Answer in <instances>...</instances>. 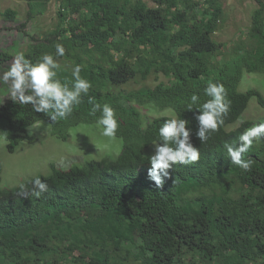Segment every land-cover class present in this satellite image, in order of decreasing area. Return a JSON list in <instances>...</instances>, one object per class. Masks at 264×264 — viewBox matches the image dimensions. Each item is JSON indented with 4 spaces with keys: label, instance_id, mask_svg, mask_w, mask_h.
<instances>
[{
    "label": "trees",
    "instance_id": "obj_1",
    "mask_svg": "<svg viewBox=\"0 0 264 264\" xmlns=\"http://www.w3.org/2000/svg\"><path fill=\"white\" fill-rule=\"evenodd\" d=\"M24 1L33 15L50 0ZM254 1L250 26L226 45L212 38L223 15L219 0H57L56 25L23 53L36 62L62 43L58 77L71 84L79 64L92 87L57 122L31 104L3 102L6 150L32 141L27 129L40 122L62 142L81 125L102 131L93 104L115 108L122 146L114 158L52 166L39 176L48 184L39 197L31 180L22 183L25 195L19 186L0 188V264H264V140L245 153L253 161L248 172L231 163L224 147L256 123L240 120L251 98L264 109L257 89L238 90L245 74H259L264 83V1ZM15 15L1 13L10 22ZM10 59L0 53V61ZM151 76L162 79L151 87L145 84ZM216 81L225 85L231 110L201 143L198 110L187 104L193 93L201 103L208 99L204 88ZM177 115L189 121L200 158L174 165L158 189L147 175L148 157L163 122ZM1 170L0 161V176Z\"/></svg>",
    "mask_w": 264,
    "mask_h": 264
},
{
    "label": "clouds",
    "instance_id": "obj_2",
    "mask_svg": "<svg viewBox=\"0 0 264 264\" xmlns=\"http://www.w3.org/2000/svg\"><path fill=\"white\" fill-rule=\"evenodd\" d=\"M62 43L55 45V53H45L36 62L25 57L23 52H18L7 71L0 75V83L10 82L9 96L13 101L21 104H31L35 112L49 113L51 121L57 122L69 117L75 106L86 96L92 84L80 73L82 67L74 65L72 70L73 82H62L58 77L60 64L57 57L65 55ZM204 95L208 97L201 103L197 93H193L187 110H198L195 119L198 128L195 136L201 143L206 142L212 133L224 126L225 117L231 110V100L228 91L222 82H210L204 88ZM100 112L96 123L102 126L101 135L116 138L120 127L119 117L115 108L109 104H93L91 114L96 116ZM189 121L180 117L166 119L158 130L159 141L152 144L154 154L148 157L151 167L148 169L149 180L155 183L156 188H162L165 181L170 178V170L176 164H189L199 160V148L193 145L192 129L188 127ZM264 140V122L253 124L238 137L237 143H225L224 147L231 163L237 165L245 172L251 171L253 161L245 159L244 155L252 147L254 141ZM34 190V195L39 197L47 191L48 184L39 176L29 179ZM26 180V181H29ZM25 182V181H24ZM23 182V183H24ZM19 195H25L26 185H19ZM38 189L39 191H35Z\"/></svg>",
    "mask_w": 264,
    "mask_h": 264
},
{
    "label": "rangeland",
    "instance_id": "obj_3",
    "mask_svg": "<svg viewBox=\"0 0 264 264\" xmlns=\"http://www.w3.org/2000/svg\"><path fill=\"white\" fill-rule=\"evenodd\" d=\"M219 2L223 15L212 38L218 43L227 45L241 33L240 31L250 26L251 15L257 5L254 0H219ZM57 5V0H50L41 14L27 15L26 1L0 0V53L11 56L10 60L0 61V75L8 70L15 55L23 52L32 38L36 40L43 38L56 25ZM149 5H151L150 2ZM6 9L15 11L16 15L11 22L1 16ZM158 80L154 81L151 76L145 84L152 87ZM130 87L135 86L130 84ZM249 88L257 89L264 95L262 76L245 74L238 90L245 92ZM9 94L10 82L0 83V105L11 98ZM240 120H249L253 123L264 122V109L256 104L254 98H251ZM237 125L238 123L235 126ZM234 127L232 125L228 129ZM49 130L50 126L42 122L29 127L27 131L31 132L32 141L19 144L13 153H8L6 142L0 136L1 189L15 188L36 176L49 175L52 166L66 170L79 167L89 160H99L103 156L114 158L120 153L122 146L121 140L102 136V131L97 125H81L71 129L69 137L64 142L50 137Z\"/></svg>",
    "mask_w": 264,
    "mask_h": 264
}]
</instances>
